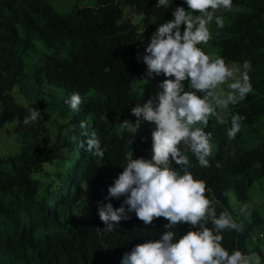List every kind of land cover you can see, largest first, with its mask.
I'll return each instance as SVG.
<instances>
[{"label":"trees","instance_id":"trees-1","mask_svg":"<svg viewBox=\"0 0 264 264\" xmlns=\"http://www.w3.org/2000/svg\"><path fill=\"white\" fill-rule=\"evenodd\" d=\"M156 4L157 0H0V124L16 122L19 140L16 154L0 157V264H120L134 246L148 237L158 239L164 231L165 218L145 225L130 213L129 220L105 232L97 212L98 202L121 205L123 197L105 200V190L123 171L126 158L150 159L136 147L139 140L119 127L140 103L134 86L147 75L138 54L141 39L172 19L177 6H187L183 0H171L167 9ZM126 10L138 20L132 22ZM215 16L224 26L210 24L213 57L223 58L226 65L240 64L242 72L244 64H250L252 91L229 107L232 117H241L234 139L227 138L232 118L219 124L216 115L209 117L207 131L215 147L209 167H199L186 148L185 154L195 178L211 190L206 196L217 215L228 212L240 225L239 230L222 233V246L245 257L258 254L257 264H264V251L250 244L259 235L264 247V220L255 211L241 219L228 198L232 194L244 205L252 189L264 190V0H232L228 11ZM73 93L82 97L75 113L65 103ZM29 108L64 121L72 139L59 134L51 140L39 138L22 123ZM92 132L105 151L102 159L81 147ZM249 140L252 147L247 146ZM86 189L96 205L76 214ZM189 230L188 224L177 228L181 235Z\"/></svg>","mask_w":264,"mask_h":264},{"label":"clouds","instance_id":"clouds-1","mask_svg":"<svg viewBox=\"0 0 264 264\" xmlns=\"http://www.w3.org/2000/svg\"><path fill=\"white\" fill-rule=\"evenodd\" d=\"M170 3L171 0H157L156 7L167 9ZM183 3L187 10L177 6L172 19L158 25L150 37L146 54H139L149 77H166L159 84L160 91L154 99L131 109L135 123L121 122V127L132 133L137 132L142 122L154 125L151 157L126 158L123 171L114 178L105 197L107 201L123 197V201L116 208L111 202H98V216L105 232H112L120 221L129 220L130 213L145 225L161 217L168 221L158 239L148 237L134 246L123 255L120 264H249L239 250L230 253L222 246V233L239 230L240 225L228 212L217 215L206 196L211 190L190 170L193 165L185 148L199 167L210 166L212 135L205 131L209 117L216 115L217 123L224 124L216 110L227 109L252 91L247 74L251 66L245 63L237 78L223 58L210 57L199 47L209 41V25L213 21L218 28L224 26L215 12L230 9L232 0H183ZM225 84L227 92L220 89ZM65 103L72 112H78L82 97L73 93ZM40 116L38 109L29 108L22 123L29 125ZM240 120L239 115L232 117L227 131L229 140L240 131ZM81 147L93 157L102 159L105 155L95 132ZM209 221L211 227L206 226ZM183 224L190 225V230L181 235L177 228Z\"/></svg>","mask_w":264,"mask_h":264},{"label":"rangeland","instance_id":"rangeland-1","mask_svg":"<svg viewBox=\"0 0 264 264\" xmlns=\"http://www.w3.org/2000/svg\"><path fill=\"white\" fill-rule=\"evenodd\" d=\"M187 10V6L184 7ZM229 9H218L215 14H222L225 11H228ZM125 15H127L132 22H136V20H138L137 15H135L133 12H131L130 10H126L125 11ZM183 28V26H182ZM209 30L211 33V37L209 39V41L207 42V44H203V45H199V47H201L205 53L207 55H209L210 57H213L215 54V49L213 47V41L215 39V37L213 36L212 32H211V25H209ZM156 31V30H155ZM154 33V32H153ZM148 34V35H147ZM146 35L143 36V38L141 39V44L140 47L138 48V54H144L145 52V48L147 46V44L150 41V37L153 35L151 33H147ZM142 55V57H143ZM141 61L142 58L140 59ZM227 66L233 70L235 76L238 78L241 74H242V67L240 66V64L235 63V62H229L227 64ZM158 76H151L149 77L148 75H144L143 77H141L137 83L134 86V89L137 91V96L140 99V104L143 105L144 102H146L148 99H150V94L151 92L156 89L159 88L158 85ZM185 83V87L187 88V81L184 82ZM220 89H223L224 92H227V85H222L220 86ZM220 89H218L217 91H219ZM14 94V91H13ZM17 100L20 101L21 103H23L24 105H26V103H24V100L20 97L17 96ZM238 103V102H237ZM236 104V103H235ZM233 104H229L227 109H217L216 112L217 114L222 117L224 119V121H226V118H232V116L229 113V107L232 106ZM38 110L41 112V116L40 118L33 123H30L29 125H27V128L35 131L38 133V137L39 138H50L54 139L58 134V136H62L67 140L72 139L73 136V132L72 131H68L66 129H64V124L65 122L54 118V117H47L44 112L42 111V109L38 108ZM131 123H135L136 121V117H129L127 119H125ZM124 120V121H125ZM16 122L11 123V124H0V157H9L12 156L14 154H16L17 150H18V145H19V140L17 138V133L15 132V127H16ZM209 127V124H208ZM208 127L205 129V131L208 130ZM120 130H126L124 128L119 127ZM154 129V125L149 123V122H142L140 128L137 130L136 133H132L129 130H126L127 132H130L133 136L135 141L137 142L140 138H146L147 143L145 144V146H139V143L136 144V147L139 148L140 150L143 149L146 151V155L151 157V132ZM254 144L253 140H249L247 143L248 147H252ZM212 145V152L214 153L215 151V147L213 142H211ZM44 169H50V166L45 165L43 166ZM111 182V180H109ZM111 185V184H110ZM257 185V184H255ZM107 192V190H105ZM90 195H91V191L89 189H86L85 191V195L83 197V200H81L80 202L77 203L74 212L76 214L78 213H82V212H87L90 211L94 208V206L96 205V203L94 201H92L90 199ZM249 202H247L244 205H240L235 201V198L232 194L228 195L229 198V204L231 206V208L234 210L235 214L238 215V217H240L241 219H246L248 218V216L253 212H257L258 215H260V217L262 218V220H264V190L262 187H259L258 189H252L249 192ZM259 235H255L251 238L250 244L251 247L252 246H258V248H260L262 250V252L264 251V247L261 245L262 244V237H258ZM249 263H253V264H257L259 262V256L258 254H253L250 255L248 257H246Z\"/></svg>","mask_w":264,"mask_h":264},{"label":"built area","instance_id":"built-area-1","mask_svg":"<svg viewBox=\"0 0 264 264\" xmlns=\"http://www.w3.org/2000/svg\"><path fill=\"white\" fill-rule=\"evenodd\" d=\"M141 58V57H140ZM166 79V77H164L163 75H161V77L158 80V85L164 80ZM160 91V88H156L153 90V93L149 96L150 99H154L156 97V94ZM130 115H132V113L130 112ZM133 116V115H132ZM147 143L146 138H140L139 139V146H144ZM143 152L145 153V151L143 150ZM101 195L104 196V192L103 190H100Z\"/></svg>","mask_w":264,"mask_h":264}]
</instances>
